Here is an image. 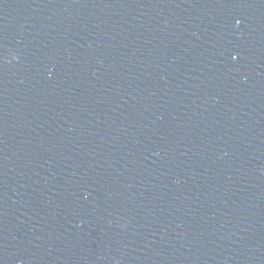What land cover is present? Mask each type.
I'll list each match as a JSON object with an SVG mask.
<instances>
[{
  "label": "water",
  "instance_id": "1",
  "mask_svg": "<svg viewBox=\"0 0 264 264\" xmlns=\"http://www.w3.org/2000/svg\"><path fill=\"white\" fill-rule=\"evenodd\" d=\"M0 264H264V0H0Z\"/></svg>",
  "mask_w": 264,
  "mask_h": 264
},
{
  "label": "snow or ice",
  "instance_id": "2",
  "mask_svg": "<svg viewBox=\"0 0 264 264\" xmlns=\"http://www.w3.org/2000/svg\"><path fill=\"white\" fill-rule=\"evenodd\" d=\"M237 23H240V21H237ZM233 58L235 59L236 57L234 56Z\"/></svg>",
  "mask_w": 264,
  "mask_h": 264
}]
</instances>
